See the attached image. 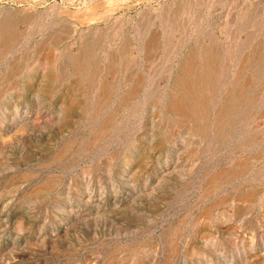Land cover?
<instances>
[{
	"label": "rangeland",
	"instance_id": "rangeland-1",
	"mask_svg": "<svg viewBox=\"0 0 264 264\" xmlns=\"http://www.w3.org/2000/svg\"><path fill=\"white\" fill-rule=\"evenodd\" d=\"M0 23V264H264V0H0ZM210 44L198 128L166 103Z\"/></svg>",
	"mask_w": 264,
	"mask_h": 264
},
{
	"label": "bare ground",
	"instance_id": "bare-ground-1",
	"mask_svg": "<svg viewBox=\"0 0 264 264\" xmlns=\"http://www.w3.org/2000/svg\"><path fill=\"white\" fill-rule=\"evenodd\" d=\"M216 3V2H215ZM99 4V3H98ZM178 4V3H177ZM198 4V3H197ZM201 4V3H200ZM115 6V5H114ZM93 8V7H92ZM106 9V8H105ZM57 10V9H56ZM55 10V11H56ZM59 10V9H58ZM91 10V9H90ZM93 10V9H92ZM89 11V10H88ZM64 13V11H62ZM66 13V12H65ZM43 14V13H42ZM60 12H48L47 17L49 16L51 19V23L55 24L58 21H63L62 19L65 18L63 16L59 17ZM69 14V13H68ZM86 14V13H85ZM7 15V14H6ZM72 15V13H71ZM75 15V14H74ZM78 15V14H77ZM81 15V14H80ZM88 15V14H87ZM86 15V16H87ZM5 16V15H4ZM23 16V15H22ZM61 16V15H60ZM70 17V15H67ZM11 17V16H10ZM28 18L30 16H27ZM61 18V19H60ZM88 18V17H87ZM18 19V18H17ZM47 19V18H46ZM85 19V18H84ZM15 20V19H14ZM22 20V19H20ZM28 20V19H27ZM86 20V19H85ZM17 23V22H16ZM49 23V22H48ZM11 24V23H10ZM18 24V23H17ZM14 25V24H13ZM12 25V26H13ZM51 26V25H50ZM46 28V27H45ZM42 29V28H41ZM17 30L9 26H5V24L0 23V45L5 46V53L10 48V45L16 41L17 38H19V32H16ZM22 32V31H21ZM40 32V31H39ZM29 33V32H28ZM31 34V33H30ZM30 38V37H29ZM211 39V38H210ZM41 43L45 44V39H41ZM151 41V45L155 42L154 39L151 38L149 42ZM49 42V41H48ZM15 43V42H14ZM126 44V43H125ZM149 44V43H148ZM40 45V44H39ZM51 45V44H50ZM197 46V44H196ZM152 47V46H151ZM150 47V48H151ZM48 48V47H47ZM86 48V47H85ZM167 48V47H166ZM49 49V48H48ZM124 49V48H123ZM165 49V48H164ZM81 51V50H80ZM38 53V52H37ZM117 54V53H116ZM40 55V54H39ZM39 55H36L38 59H45L46 62H53L56 60L55 55L52 53V51H47L46 53L42 54V57ZM124 55V54H123ZM57 56V55H56ZM6 57V55H5ZM86 57L89 59L91 55L89 56L88 53L86 54ZM225 56L222 54V51H220V48L216 45L210 44L209 46H202V48L199 47H193L185 56L182 66H180V72L184 74L186 77L178 76L175 79V83L177 87L180 89L179 94L177 95H171L168 98V101L166 103V109L167 111H171L172 113L176 115H185L189 117L190 119L194 120L197 124V127L200 128L202 124L200 121H203L205 118L209 104L212 103L210 99L213 100L210 96V93L214 92L216 90L218 82H223L227 79L225 71L227 64L224 62ZM247 57V56H246ZM4 58L3 52L0 50V60ZM93 58V57H92ZM228 58V57H227ZM248 58V57H247ZM76 59V58H75ZM80 60V59H79ZM84 60V59H83ZM124 60V59H123ZM126 60V59H125ZM129 60V59H127ZM264 60V59H263ZM40 61V60H39ZM81 61V60H80ZM90 61V60H89ZM122 61V60H121ZM131 61V60H130ZM152 61V60H151ZM166 61V60H165ZM125 62V61H124ZM133 62V61H132ZM126 63V62H125ZM129 63V61H128ZM245 64V63H244ZM82 65H84L82 63ZM154 65V64H153ZM114 67V64L112 65ZM249 66V65H248ZM89 67V66H88ZM112 67V68H113ZM246 66H239L236 69V75L239 76L245 71ZM49 68V67H48ZM110 70V73H114L115 69ZM261 70L264 71V64L262 63L260 65ZM258 69V68H257ZM53 70V68H52ZM121 70V69H120ZM249 70V69H248ZM86 72V71H85ZM88 72V71H87ZM117 72V71H116ZM259 71L255 70L253 74H257ZM74 73H79V68L77 66H74ZM81 73V72H80ZM89 73V72H88ZM91 73V72H90ZM177 73V72H176ZM221 73L223 75L221 77ZM180 74V73H179ZM234 74V73H233ZM82 75V74H81ZM86 75V73H85ZM127 75V74H126ZM151 75V74H150ZM228 76V75H227ZM263 76V75H262ZM79 77V76H78ZM87 77V76H86ZM137 77V76H136ZM221 77V79H220ZM89 78V77H88ZM142 78V77H141ZM262 78V77H261ZM77 79V78H76ZM87 79V78H86ZM260 79V78H259ZM230 80V79H228ZM234 80V79H233ZM90 81V80H89ZM100 81V80H99ZM143 81V80H142ZM92 83V82H91ZM96 83V82H94ZM231 83V82H230ZM234 83V82H233ZM105 84V83H104ZM224 85V84H223ZM234 85V84H233ZM89 86V85H88ZM236 87V85H235ZM80 88V87H79ZM104 89L109 88L107 85H104ZM88 90V89H87ZM219 90V89H218ZM218 92V91H217ZM103 93V92H102ZM106 95V94H105ZM77 96V95H76ZM214 96V95H213ZM237 96L241 97L244 100H240V104L247 100L246 104H249V106L253 103L255 104V97H253V94L249 92L248 87L240 86L237 88ZM233 97V96H232ZM238 97V98H239ZM229 98V97H227ZM255 98V99H254ZM71 99V98H70ZM72 100V99H71ZM77 100V99H76ZM227 100V99H226ZM75 101V100H74ZM100 101V100H99ZM264 101V100H263ZM214 103V102H213ZM212 103V104H213ZM224 103V102H223ZM221 104V102H220ZM233 100L230 106L224 107L220 106L218 111L215 113V121L219 122L218 124L224 120L232 119L233 116H235V113L238 112L237 117L240 119L245 120L246 119V113L244 112V109H237V106H233ZM73 105V104H72ZM88 105V104H87ZM96 105V104H95ZM94 105V106H95ZM226 105V104H225ZM244 105V104H243ZM71 106V105H70ZM84 107V106H83ZM244 107V106H243ZM99 108V107H98ZM216 108V107H215ZM245 108V107H244ZM93 109H95L93 107ZM97 111V110H96ZM216 111V110H215ZM249 111V110H248ZM85 112V111H84ZM66 113V112H65ZM96 115V114H95ZM87 116V114H86ZM85 116V117H86ZM213 116V113H212ZM208 117V116H207ZM210 119V118H209ZM253 119V118H252ZM212 120V119H211ZM228 121V120H227ZM233 121V120H232ZM216 122V123H217ZM234 122V121H233ZM215 123V124H216ZM229 123V122H227ZM204 125L201 127L203 128ZM208 126H206L207 128ZM98 128V127H97ZM217 129V128H216ZM200 130V129H199ZM198 130V131H199ZM219 130V129H218ZM221 130V128H220ZM204 131V130H203ZM209 131V130H208ZM224 131V130H223ZM230 131V130H229ZM232 131V130H231ZM200 132V131H199ZM246 132V131H245ZM215 134V132H214ZM218 134V133H217ZM208 135V134H207ZM216 135V134H215ZM259 136V135H258ZM253 137V136H251ZM254 138V137H253ZM108 141V140H107ZM252 141V140H251ZM246 163V162H245ZM244 163V164H245ZM241 165V164H240ZM235 168V167H234ZM238 170V169H237ZM236 172V170H235ZM237 173V172H236ZM235 176V175H234ZM231 177V176H230ZM212 181V180H211ZM250 194V193H249ZM253 194V193H252ZM250 196V195H248Z\"/></svg>",
	"mask_w": 264,
	"mask_h": 264
}]
</instances>
